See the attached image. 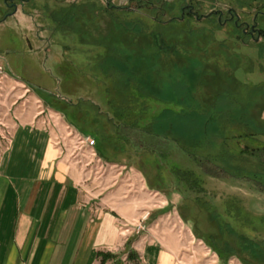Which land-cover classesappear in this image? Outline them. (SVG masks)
Instances as JSON below:
<instances>
[{"label":"rangeland","instance_id":"374dc122","mask_svg":"<svg viewBox=\"0 0 264 264\" xmlns=\"http://www.w3.org/2000/svg\"><path fill=\"white\" fill-rule=\"evenodd\" d=\"M18 4L30 14L33 27L11 16ZM261 10L264 0H0V56L8 62L7 71L30 84L32 91H51L69 103L91 101L110 117L114 107L127 108L124 93L130 84L142 85L171 102H160V107L186 106L188 113L167 110L156 119L153 129L160 136L122 130L117 149L104 139L109 160L97 145L83 149L90 151L101 172L123 171L113 184L126 186L142 203L141 221L121 223L128 237L148 230L147 221L158 205L174 202L171 225L183 243L178 254L181 264H226L207 240L221 234L231 240L220 216L209 209L211 204L238 232L264 240V188L259 181L237 177L247 169H258L257 158L249 154L244 161L237 152L225 155L221 131L238 128L237 123L249 119L246 131L264 133ZM236 21L241 23L239 29ZM244 27L251 34L244 36ZM37 98L39 105L57 112L66 136L74 142L73 151L79 134L98 142L88 131H116L105 118L87 112V105L79 107L76 126L53 107L56 100ZM80 122L87 132L79 128ZM260 136L264 137H256ZM172 137L200 155L211 156L236 177L222 170L207 174L208 169H202ZM173 167L195 171L201 190L192 183L180 184L172 175ZM230 209L239 210L247 220H231ZM139 223L145 228L138 229ZM243 247L250 257L261 249L258 242ZM227 264L248 263L232 256Z\"/></svg>","mask_w":264,"mask_h":264},{"label":"crops","instance_id":"0c3cea01","mask_svg":"<svg viewBox=\"0 0 264 264\" xmlns=\"http://www.w3.org/2000/svg\"><path fill=\"white\" fill-rule=\"evenodd\" d=\"M11 16L33 27L24 5ZM0 62L8 67L4 56ZM31 87L10 72L0 83V264H181L183 243L171 225L174 202L158 205L148 230L128 237L121 223L141 221L142 203L113 184L123 171L101 172L89 150L75 155L57 112L37 103L40 96L56 100L78 126L66 111L82 100L69 103ZM88 133L109 160L101 132Z\"/></svg>","mask_w":264,"mask_h":264},{"label":"trees","instance_id":"16d2710c","mask_svg":"<svg viewBox=\"0 0 264 264\" xmlns=\"http://www.w3.org/2000/svg\"><path fill=\"white\" fill-rule=\"evenodd\" d=\"M262 16H264V12L261 10L259 11ZM237 22V21H236ZM236 28H240L241 23H236ZM257 29V28H256ZM243 35L251 34L249 30H247L246 27L243 28ZM264 34V31H259V35ZM124 97L127 98L128 104L127 108H124L121 110L120 107L117 106L114 107L113 111V117L109 116L108 111H103L102 107L100 105H96L93 103H87V102H81L78 105L77 104H71V107L69 108L70 114L76 116L77 112L79 111V107H82V105H87V112H95V118H105L106 121L110 122L111 126L115 128V133H103V139H109L110 142L113 143L114 148L117 149V145L121 144V136H122V130H129V131H142L143 133L152 135V136H160V134H157L154 129L153 125L157 118H159L162 114L165 113L167 110H172V112H175V114H182L183 112L188 113V109L185 105H178L180 107V110H174L172 107L167 106H161L160 102L162 103H171L166 100L160 99L158 96L154 95L153 93H150L148 90L145 89L142 85L138 84H130L127 86L126 91L124 93ZM53 103V107L57 110H61L60 106L56 104V102ZM122 104H125L122 103ZM134 105H139V108L134 107ZM130 106V107H129ZM152 107V108H151ZM89 110V111H88ZM81 111V110H80ZM199 114L200 112L197 111ZM111 114V112H110ZM114 120L116 122H114ZM249 119L246 122L237 123L238 128H230L226 129L225 127L222 128V140H223V151L226 153L225 155H233V152H237L243 157L244 161L245 159L249 158V154L252 156H256L257 160V168L258 169H247L245 173H242L244 175H238L237 177H243L248 179H253L254 181H259L261 183L262 187L264 188V159H263V152H264V142L259 140L256 136L257 135H264V133H254V131H246L248 128L247 124L249 123ZM242 127H239L241 126ZM96 130V129H95ZM206 130V129H205ZM242 130V131H241ZM227 132H233L232 136L227 137ZM165 136V135H164ZM167 137V135L165 136ZM171 140L176 142L184 151L191 154L198 162L199 166L203 168H207L208 171H206L207 174H216L215 171H223L228 173L230 176L236 177V175L230 173L225 169L224 167H221L217 164V162L211 158V156L208 155H200L190 149H188L185 145L182 144V142L176 138L172 137ZM117 145H116V144ZM263 151V152H262ZM258 154V155H257ZM262 154V155H261ZM249 160V159H248ZM172 175L174 178L181 184H189L192 183V187L196 189V186H199V177L196 175L195 171H189L184 170L180 168L173 167L172 168ZM198 189V188H197ZM201 190V188L199 189ZM211 204V203H210ZM212 205V204H211ZM209 206V209L212 208L216 215L220 216L221 224L225 226V230L227 232H231V240H225L224 237H221L222 234L219 236H216L215 239L211 238L209 236L208 243L211 245L216 252L221 257L222 261L227 264V261L232 256H239L243 261H245L248 264H264V255H262V251H264V240H254L251 237L246 236L245 234L238 232L235 227L227 221V219L220 213V211L217 210L213 205ZM211 210V209H210ZM230 211V219L233 221H239L242 220L243 222L246 221V217L241 215L239 210H228ZM219 212V213H218ZM264 220V216H261ZM256 231L258 230V227L254 228ZM199 235V234H198ZM200 237V236H199ZM246 242H258L261 249L257 251V254L253 256H249V251L243 247V244L245 245ZM250 254V255H251Z\"/></svg>","mask_w":264,"mask_h":264},{"label":"built area","instance_id":"2783aa9c","mask_svg":"<svg viewBox=\"0 0 264 264\" xmlns=\"http://www.w3.org/2000/svg\"><path fill=\"white\" fill-rule=\"evenodd\" d=\"M8 76V71H7V67L3 62H0V83H2V80ZM97 145V141L94 137L88 136V135H78V139H77V143L74 147V152H79L80 150H83L85 148H89V149H95ZM93 156H97V153H93ZM101 162V159H99ZM101 166L104 167V163L102 162ZM150 215V212L148 211L146 213V215L144 216V220L146 218H148ZM125 226H127V224H124ZM123 225V226H124ZM145 227L142 226V224H138V229H144ZM212 252V250L210 249L208 251V253L206 254V256H208V254H210ZM214 257H218L217 253H214L213 255ZM194 257V254L191 255V258ZM182 261V260H181ZM214 262H217V260L215 259Z\"/></svg>","mask_w":264,"mask_h":264}]
</instances>
